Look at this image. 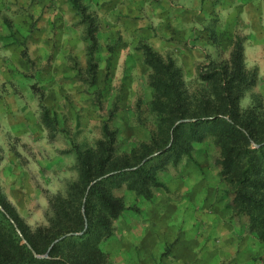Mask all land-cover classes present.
Masks as SVG:
<instances>
[{
    "label": "rangeland",
    "instance_id": "1",
    "mask_svg": "<svg viewBox=\"0 0 264 264\" xmlns=\"http://www.w3.org/2000/svg\"><path fill=\"white\" fill-rule=\"evenodd\" d=\"M184 8L190 23L166 21L160 35L166 7L159 0H0V190L28 225H46L50 199L79 177L76 147L95 156L106 125L116 156L154 149L142 163L157 157L151 166L160 182L148 194L126 181L110 187L124 206L100 243L112 264H228L215 255L223 235L211 225L220 222L253 246L250 264H264V242L229 204L217 142L222 128L202 129L200 137L181 129L179 144L169 150L183 119L171 124L157 109L156 70L143 48L149 44L173 59L195 107L202 101L197 90L217 100L209 85L216 80L201 73L229 63L241 41L240 73L250 85L240 107L259 100L264 109V0H173L167 15ZM167 135L168 144L158 149Z\"/></svg>",
    "mask_w": 264,
    "mask_h": 264
},
{
    "label": "trees",
    "instance_id": "2",
    "mask_svg": "<svg viewBox=\"0 0 264 264\" xmlns=\"http://www.w3.org/2000/svg\"><path fill=\"white\" fill-rule=\"evenodd\" d=\"M90 36L88 54L93 69L96 44L91 32ZM143 48L146 63L156 70L152 84L157 109L170 115L171 124L183 119L174 129L169 150L179 144L181 129L188 130L190 135L198 133L200 137L202 129L222 128L217 142L223 148L220 171L229 186V204L247 216L251 233L264 242V109L257 103L259 100L254 106L240 107V99L250 85L240 73L241 41L236 42L229 63L213 67L208 71L211 74L201 73L204 79L216 80V84L209 85L217 100L197 90L194 95H199L202 101L196 108L182 87L173 59L166 60L149 44ZM210 116L215 117L206 118ZM168 142L169 135L157 148H164ZM252 142L260 146L252 147ZM153 151L147 148L139 155L116 156L114 133L105 125L104 138L98 141L95 156L76 147L79 177L67 182L64 193L50 199L46 225H28L0 190V264H112L100 243L112 234L113 219L124 206L110 196L109 189L126 181L129 187L148 194L151 184L160 183L151 166L157 157L142 163ZM70 232L81 233L64 236ZM46 252V257L35 255Z\"/></svg>",
    "mask_w": 264,
    "mask_h": 264
},
{
    "label": "crops",
    "instance_id": "3",
    "mask_svg": "<svg viewBox=\"0 0 264 264\" xmlns=\"http://www.w3.org/2000/svg\"><path fill=\"white\" fill-rule=\"evenodd\" d=\"M159 1L161 3H163L164 6L166 7L165 10H162V12H165L166 17L162 18L160 16L159 22H157L158 31H159L160 35H162V34L164 35V30L162 28V25L166 21H167L168 26H173V22L178 21V20L180 22L185 23V24H188V21L190 23V21L192 20L191 17L190 18L187 17V15H189V16L191 15L188 8H184L185 11H183V13L181 11H179V12H177V14H174L171 17L169 14L167 15V12L169 9V4L172 5L173 0H167V1L166 0H159ZM182 1H185L186 4H188L189 0H182ZM186 57L190 59V54L186 55ZM196 210L199 211V209H196ZM212 217H214L213 214H212ZM211 219L212 218L209 217V220H211ZM211 226H215L213 228L216 229V232L223 235L222 236V241H223L222 246L220 249H216L218 251L215 252L216 253L215 255H217V257L223 258V259L225 258L226 260L228 259L229 261L228 262L226 261L228 264L231 261H236V260H239V264H250L251 263V261L254 259L253 256H255L253 249H251V250L249 249V246H252V245L249 244V242H247L246 240H240L239 234L234 227H232L230 225L223 224V222L216 223V224H213ZM252 248H253V246H252ZM192 252L195 254L197 253L196 250H193ZM212 252L213 251H211L210 253H212ZM197 255H198V259H199V257H201V254L197 253ZM248 260H250V261L247 263ZM220 261H221V263L223 262V260H220ZM219 262L217 264H219Z\"/></svg>",
    "mask_w": 264,
    "mask_h": 264
},
{
    "label": "water",
    "instance_id": "4",
    "mask_svg": "<svg viewBox=\"0 0 264 264\" xmlns=\"http://www.w3.org/2000/svg\"><path fill=\"white\" fill-rule=\"evenodd\" d=\"M39 256V255H38Z\"/></svg>",
    "mask_w": 264,
    "mask_h": 264
}]
</instances>
